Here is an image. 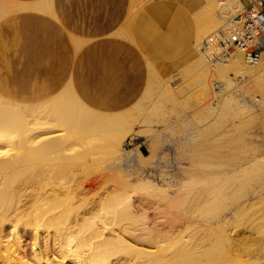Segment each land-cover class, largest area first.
I'll use <instances>...</instances> for the list:
<instances>
[{
	"label": "bare ground",
	"instance_id": "bare-ground-1",
	"mask_svg": "<svg viewBox=\"0 0 264 264\" xmlns=\"http://www.w3.org/2000/svg\"><path fill=\"white\" fill-rule=\"evenodd\" d=\"M33 1L19 8L38 11L37 22L26 19L20 30L19 20L12 18L14 34L0 39V264H252L245 259L249 248L235 249L230 216L222 210L217 215L222 203H229L218 199L226 186H211L214 198L203 200L210 214L205 228L213 238L197 237L200 208L196 189L190 199L193 193L184 186L183 139H155L149 156L126 149L129 139H137V122L157 123L153 113L181 103L184 91L170 85L164 58L180 57L182 73H198L193 80L202 85L199 104L210 112L222 102L223 107L240 104L239 95L229 93L239 77L252 86L244 94L264 101V58L254 66L242 56L220 64L202 50L204 39L241 1L179 0L182 11L166 0L151 10L144 4L137 13L141 1L132 0L127 24H83L72 16L69 35L56 22L62 14L71 15L64 0ZM17 7L0 0V20ZM212 78L220 81L217 92ZM167 143L174 144V155L157 158ZM241 209L237 218L247 212ZM253 230L255 264H262V224ZM25 238L33 262L27 259Z\"/></svg>",
	"mask_w": 264,
	"mask_h": 264
},
{
	"label": "rangeland",
	"instance_id": "rangeland-1",
	"mask_svg": "<svg viewBox=\"0 0 264 264\" xmlns=\"http://www.w3.org/2000/svg\"><path fill=\"white\" fill-rule=\"evenodd\" d=\"M140 1H141V3L138 6V7H140V8H138L139 10L137 11V8H135L137 13L142 12V7H144L143 6L144 4H145V6H148V8H147L148 10H151L150 7L152 4H156L157 2H163L166 0H140ZM173 2L177 8H181L182 11L185 10L184 8H182V3L179 0H173ZM131 4H132V0H131ZM131 6H130V9H131ZM130 9H129V12H130ZM233 14L234 13L231 12V16H233ZM220 16H221V13H220ZM171 17L174 18L173 16H167V19L169 18V20H170ZM127 18H128V16H127ZM223 20L224 19L221 18V22H222L221 26L223 25ZM124 24H127V23L124 22ZM161 30L165 31L164 24H162ZM205 40L206 39H204V41ZM191 41H195V39L193 38V39H191ZM179 58L180 57L173 56L170 58H164L163 61L161 62V65L165 66L166 69L168 68L169 73L172 75V78L170 81V85H172V88H174L176 91H179V93H181L180 90H182V89H183L182 91H184V93L182 94L183 95L182 98L178 97L179 100L181 101V103L177 104L179 107L176 105L175 106H169L167 109L165 108V109L161 110V112L163 114L160 113V111L156 112V114L153 113V117H151V120L154 122L157 121V123H153V122L150 123L149 122L150 124L148 123V125H147V123H145V124L143 123L142 119L140 122H137L135 127H134V129L136 130V131L135 130L134 131L136 132L135 134H137V137H136L137 139L136 140L129 139L128 144H130V145L126 146V149L127 150L137 149L139 152H142L143 154L149 156V154H150L148 151L149 145L151 144L150 142H152L153 140L159 139V138H160V140H168L169 139V140H174V141L183 139L182 142H183V146H184L185 159L187 160L184 164L185 165L184 169H186L185 181H187V182H184V186H186L185 187L186 191L188 189V192L190 194L193 193V195L191 194V195H189V197L190 196L192 197L195 195L194 190L196 189L195 190L196 196H198L196 202H199L201 204L200 205L198 203L197 207H196V208L201 209V210L199 209L197 214H198V216L200 215L199 219H200V226H201V230H202V231H200V233H198L197 237L199 239H201L202 237L200 235L202 234V236L205 237V238L204 237L202 238L204 241L205 240L207 241L208 237H209V240H210V237H211V239L213 238L212 234L209 233L208 230H206V228L208 227V223L205 224V222L207 220L206 217L210 216V214L207 215L204 212L203 207L207 203L208 199L214 198L213 194L211 193V191H213V187L216 184L217 185L220 184V185L215 186V187L216 188L218 187L221 189L223 187L222 190H226V189L227 190L225 192L222 191L223 196L221 198L218 197V199L219 200L221 199L222 202L229 200V203L224 202V203L229 205V206L226 205L229 207V210L228 211L224 210L225 209V207L223 208L224 203H222L223 205H221L222 206L221 209L218 210L219 214H217L218 211L216 214L222 216L224 213L225 214L227 213L230 216V217L228 216L229 218H231L230 226L228 228V230H229L228 233H230V236L232 237L231 239L233 240V242L237 244V245H235V249H237V246H238V249H241V248L244 249L245 247L249 248L250 254L245 259L248 260L249 263L251 262L252 264H255L257 262L256 261L257 257L254 254L253 248L256 249V246L258 245V243L256 240L257 235H256V233H254L255 231L253 230V226L256 223L262 224V264H264V226H263L264 225V218H261V217H263L261 215L264 211V118H263L264 117L263 116L264 115V101H261L259 103L254 102L250 98V96H247L246 94H244V90H247V89L249 90L250 88H252V86H250V84H248V82H246L247 81L246 79L239 77V78H237V80H235L237 83H236V85H234L231 88V90H229L230 91L229 93L234 92L236 95H239V97H237V99L239 98L238 101H240V104L234 102L231 105H227V106L223 107L224 102H222V104L220 106H218V110H215V112H210L204 106L205 104L204 105L199 104L200 103L199 101H201L203 103V101L200 100L202 98L197 97L198 95L201 96L200 95V88L202 87V85L197 83L196 80H193V79L199 78L198 73L196 74L195 72H192V73L187 74V75L185 73H182V72H184V70H183L181 64L178 63ZM180 70H181V72H180ZM232 77H236V75L232 74ZM260 78H262V77H260ZM195 81H196V83L194 84L193 82H195ZM261 81H262V79H261ZM219 84H220L219 79H216V78L213 79L212 78V85H214V89L216 92L219 91V89H218ZM190 94H192V95H190ZM188 96H189V98H185ZM190 96H191V98H190ZM194 96H196V97L194 98ZM184 99L185 100L187 99V102L185 101V103H188L187 104L188 106L185 105L184 103L182 105V102H184L183 101ZM188 99L190 100V102L192 101L191 105H193V106L189 107L190 102ZM219 100H221V96H219L218 98L213 100V103L215 106L218 105L217 103H219ZM154 101L155 100H153V102ZM153 102H151L149 105V106H152L149 108L150 110L153 109V105H152ZM194 104L196 105V107ZM244 104H246L247 106H245ZM180 106H182V107H180ZM208 111L210 113H208ZM224 113H227L228 115L227 114L224 115ZM164 121L166 122V124L164 123ZM180 122H181L180 125L182 127H179ZM182 122H183V124H182ZM162 123H164V124H162ZM167 126H169L171 128H169ZM165 127L168 130L164 129ZM148 128H150L149 131L146 130ZM144 130H146V131H144ZM151 130H155V131H151ZM174 130H176V133ZM159 131H161V132H159ZM138 132L140 133V135L138 134ZM157 133H160L161 136L159 134H158L159 135L158 136ZM180 133H181V135H179ZM171 135H172V137H171ZM164 137H165V139H164ZM130 141H132V142H130ZM167 144H166L167 146H165L164 151H163V149L158 150L159 152L157 154L158 155L157 158H159V156L161 157L163 154H166V153H169V156H168L169 158L174 155L173 154L174 153V151H173L174 144H170V143H167ZM167 148H169V151ZM189 156L191 159H189ZM255 164H257V165H255ZM167 165H169V164H167ZM170 166H174V165L171 164ZM253 167H254V169H253ZM246 168H249L250 174H247V172L245 173V170H247ZM259 168H261V169H259ZM201 170H202V172H201ZM254 171H255V173H254ZM227 175L228 176L230 175L232 178L229 177V180L226 181L225 179L227 178ZM239 175H240V177H239ZM248 176H249V178H248ZM250 176L252 177V179L250 178ZM230 179L231 180L233 179V180L231 181ZM229 181H231V182H229ZM227 182L229 183V185ZM211 186H213V187H211ZM197 189L199 190L198 192H197ZM208 191H210V193H211L210 196H209ZM196 196H194V197H196ZM205 196H207V198ZM208 196H209V198H208ZM191 197H190V199H191ZM226 198H228V199H226ZM223 199H224V201H223ZM203 200L205 201V204H203L204 203ZM187 208H188V204H187ZM241 208H243V209L247 208L246 209L247 212L243 216H240L239 218H237L235 216V213H237L236 211H238V210L242 211ZM195 209H193V212ZM197 210L198 209H196V211ZM221 210H222V213H223V211H225V212L222 214ZM231 210H233V211H231ZM202 216L205 218H203ZM232 225H233V227H232ZM205 233H207V235H206L207 237L205 236ZM25 239L27 240L26 241L27 246L25 247V252L28 255L27 259L29 258L28 260L33 262L32 261L33 251L30 247V239L29 238H25ZM242 244H243V246H242ZM251 250H252V253H251ZM30 258H31V260H30ZM236 260L237 259H235L234 262ZM67 263L69 264L70 262H67Z\"/></svg>",
	"mask_w": 264,
	"mask_h": 264
},
{
	"label": "built area",
	"instance_id": "built-area-1",
	"mask_svg": "<svg viewBox=\"0 0 264 264\" xmlns=\"http://www.w3.org/2000/svg\"><path fill=\"white\" fill-rule=\"evenodd\" d=\"M240 1L242 6L234 8L233 16L223 18V25L203 42L204 54L214 63L242 56L246 64L254 66L264 58V0Z\"/></svg>",
	"mask_w": 264,
	"mask_h": 264
},
{
	"label": "crops",
	"instance_id": "crops-1",
	"mask_svg": "<svg viewBox=\"0 0 264 264\" xmlns=\"http://www.w3.org/2000/svg\"><path fill=\"white\" fill-rule=\"evenodd\" d=\"M17 1L18 0H16L15 3V0H8V2L15 4V7L18 6L16 8L18 12L15 9L13 13H10L11 8H9V11L6 12V15H4L2 20H0V23L2 22L1 24H9L0 27V39L2 40H9L14 34L10 25L14 24L11 21L12 18L17 17V19L19 20V23H17V25L19 26L20 30H22V24L26 19L30 22L29 24H35L37 22L36 16L39 14L38 11H34L35 9L33 10L32 8H30L32 11L30 9H26V11H23L25 9L22 10L21 8H19L20 4L23 7V5H26L33 0H19V3H17ZM25 1H27L26 4ZM34 2L38 3V0H34L32 4H34ZM64 2H66V6H70L69 10L71 12V15L64 16V14H62L59 16V23L58 20L56 22L57 24H59L63 32L67 35L70 34L69 31L71 33L74 32L67 26L68 21L70 18H72V16H77L80 21H84L83 24H124L127 18L126 14L128 16L129 13V4H131V0H64ZM122 21L123 23H121Z\"/></svg>",
	"mask_w": 264,
	"mask_h": 264
}]
</instances>
